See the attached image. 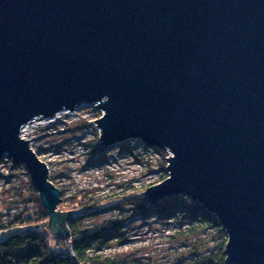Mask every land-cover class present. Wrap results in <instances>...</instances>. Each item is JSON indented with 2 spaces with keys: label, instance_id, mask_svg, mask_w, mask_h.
Segmentation results:
<instances>
[{
  "label": "water",
  "instance_id": "water-1",
  "mask_svg": "<svg viewBox=\"0 0 264 264\" xmlns=\"http://www.w3.org/2000/svg\"><path fill=\"white\" fill-rule=\"evenodd\" d=\"M83 103L103 148L169 152L146 205L184 195L226 234L224 264H264V0H0V161L68 248L80 212L20 134Z\"/></svg>",
  "mask_w": 264,
  "mask_h": 264
},
{
  "label": "rangeland",
  "instance_id": "rangeland-1",
  "mask_svg": "<svg viewBox=\"0 0 264 264\" xmlns=\"http://www.w3.org/2000/svg\"><path fill=\"white\" fill-rule=\"evenodd\" d=\"M86 111L91 119L99 118L92 109ZM54 119L28 126L24 138L31 140V148L46 163L48 179L60 190L61 201L79 195L86 201L87 215L72 219L73 226L82 231L105 222L112 226L90 243L88 256L145 264H209L224 248V231L220 226L221 233L208 228L196 210L200 206L188 197L162 199L164 204H175L172 212H162L157 202L141 209L140 201L133 199L168 177L167 151L136 140L105 149L90 121ZM4 162L1 172L7 174L0 181V229L9 223L4 210L23 207L37 195L25 168ZM23 229L0 230V241Z\"/></svg>",
  "mask_w": 264,
  "mask_h": 264
},
{
  "label": "trees",
  "instance_id": "trees-1",
  "mask_svg": "<svg viewBox=\"0 0 264 264\" xmlns=\"http://www.w3.org/2000/svg\"><path fill=\"white\" fill-rule=\"evenodd\" d=\"M133 199L140 201L141 209L147 207L142 195L135 196ZM164 203L165 200H160L156 205L162 212H172L175 204L173 202ZM85 204L86 201H81L79 195L77 198L63 199L58 208L62 211H78L80 212L78 217L81 218L88 213L85 210ZM196 210L201 211L199 214L203 216L204 223L208 228H215L221 233L219 224L213 215L201 207ZM8 222L0 230L14 227H23L25 230L23 229L22 232L14 233L0 241V264H145L137 260L126 262L95 255L88 256L87 251L90 243L99 240L101 231L112 227L106 225L107 222L99 227L95 226L84 231L76 229L73 222H69L71 247L68 248L62 239L51 235L48 231V216L36 193L24 203L23 207L21 204V209L17 215L9 216ZM33 229L37 230L33 231ZM223 250L224 248L220 249L217 256L209 264H224Z\"/></svg>",
  "mask_w": 264,
  "mask_h": 264
},
{
  "label": "built area",
  "instance_id": "built-area-1",
  "mask_svg": "<svg viewBox=\"0 0 264 264\" xmlns=\"http://www.w3.org/2000/svg\"><path fill=\"white\" fill-rule=\"evenodd\" d=\"M87 109H92L94 112H96L97 113V116L100 118L102 115H103V112L101 111V110H99V109H97L96 107H95V105H87V104H80V105H78L74 110H72V111H70V110H67V111H61V112H58L54 117H52V118H57V119H59V120H62V121H64V122H67V123H69L70 121H73V120H75V119H78V120H81V121H83V120H86V121H90V124H92V125H94L95 127H96V125H95V123H94V121H95V119H91L92 117H91V114L90 113H88L89 111H86ZM51 118V119H52ZM98 118V119H99ZM57 119H54V120H57ZM68 119V120H67ZM48 120H50V119H48ZM97 120V119H96ZM44 121H47V120H42V121H36V120H34V121H32L30 124H27V125H25L22 129H21V134H20V137L22 138V139H24V140H27V139H25L24 137H25V131H26V129L28 128V126H31V125H33V124H37L38 122H40V124L41 123H46V122H44ZM96 129H97V127H96ZM98 130V129H97ZM98 133H99V131H98ZM29 141V147H30V149L33 151V149L31 148L32 147V145H33V143L31 142V140H28ZM33 153H35L34 151H33ZM169 153V152H168ZM36 155V154H35ZM37 156V155H36ZM170 156V155H169ZM38 157V156H37ZM4 161H7V163H9L10 164V162H8L9 161V159H4V160H2V161H0V181H2V179L4 178V176H6V174H7V171H5L6 172V174H4V173H2L1 171L2 170H5V162ZM42 161V160H41ZM45 163V162H44ZM46 164V163H45ZM48 168V167H47ZM49 170V169H48ZM21 209V204H19V205H17V206H15V207H13V208H11V209H8V210H4L3 211V214H4V216H15V215H17L18 213H19V210ZM35 230H37V229H33V231H35Z\"/></svg>",
  "mask_w": 264,
  "mask_h": 264
},
{
  "label": "bare ground",
  "instance_id": "bare-ground-1",
  "mask_svg": "<svg viewBox=\"0 0 264 264\" xmlns=\"http://www.w3.org/2000/svg\"><path fill=\"white\" fill-rule=\"evenodd\" d=\"M133 141V140H132ZM137 141V140H136Z\"/></svg>",
  "mask_w": 264,
  "mask_h": 264
}]
</instances>
